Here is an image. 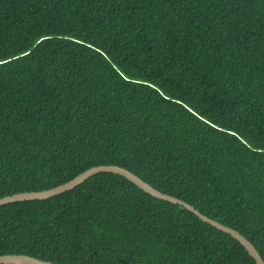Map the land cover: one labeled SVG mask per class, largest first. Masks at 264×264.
<instances>
[{"label": "trees", "instance_id": "16d2710c", "mask_svg": "<svg viewBox=\"0 0 264 264\" xmlns=\"http://www.w3.org/2000/svg\"><path fill=\"white\" fill-rule=\"evenodd\" d=\"M120 165L264 259V0H0V198ZM258 264L193 211L101 172L0 206V255Z\"/></svg>", "mask_w": 264, "mask_h": 264}, {"label": "water", "instance_id": "95a60500", "mask_svg": "<svg viewBox=\"0 0 264 264\" xmlns=\"http://www.w3.org/2000/svg\"><path fill=\"white\" fill-rule=\"evenodd\" d=\"M101 172H112L117 173L125 176L135 184H137L140 188L148 192L154 197L164 199L170 201L174 204H180L181 206L193 211L196 215H198L202 220L209 222L213 226L217 227L218 229L231 234L234 238L238 239L249 251V253L256 259L258 264H264V259L260 254L259 250L256 246L240 231L237 229L228 226L226 224L221 223L218 220H215L209 217L206 214H203L199 209H197L191 203L168 193H165L158 188L154 187L152 184L148 183L140 176L132 172L131 170L120 166V165H98L93 166L84 172L80 173L70 181L60 184L56 187H52L49 189L38 190V191H25V192H18L12 195H7L0 198V206L12 202L18 201H25V200H35V199H47L53 197L55 195L61 194L63 192L72 190L79 186L80 184L84 183L90 177L101 173ZM0 264H56L51 260H44L32 255L28 254H5L0 255Z\"/></svg>", "mask_w": 264, "mask_h": 264}]
</instances>
